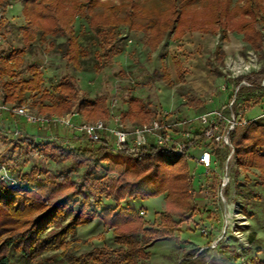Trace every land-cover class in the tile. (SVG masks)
Segmentation results:
<instances>
[{"label": "trees", "instance_id": "1", "mask_svg": "<svg viewBox=\"0 0 264 264\" xmlns=\"http://www.w3.org/2000/svg\"><path fill=\"white\" fill-rule=\"evenodd\" d=\"M13 1L16 0H0V10L5 11ZM154 1L151 7H146L138 5L136 0L120 5L110 0H22L23 14L28 20L24 36L29 37V28L33 34L40 30L42 37L64 38L58 52L69 63L79 66L89 54L74 30L77 16L81 15L96 37L97 70L112 60L121 26L145 32L146 44L152 50L170 33L180 39L187 32L218 30L225 38L229 26L242 34L251 47L262 48L264 33L256 29L255 22L259 11L264 12V0H245L234 9L231 8L232 0H204L202 9L190 7L197 0ZM17 53L16 49L12 54L7 50L0 52L3 63L0 66V97L5 102L22 103L27 99L26 92L36 91L41 96L37 101L33 99L32 105L39 112L62 115L76 104L75 109L86 120L108 117L107 96L96 100L81 97L79 83L72 75L61 79L56 87V100L46 103L51 95L43 88V74L37 67L29 66L30 77L16 76L15 66L22 62ZM215 53L222 58L225 55L221 46L216 47ZM176 62L182 70L181 61ZM259 72L264 74V66ZM13 76L17 78L13 80ZM188 103L195 107L204 105V101L195 98ZM130 106L129 116L134 122L148 121L157 114L137 97L130 100ZM22 132L16 137L26 140L31 151L36 152V135ZM232 138L239 165L259 169V178L264 183V124L250 121L237 128ZM202 139L197 136L193 142ZM40 152L54 162L70 161V164L58 172L34 166L28 173H19L22 180L17 187L0 182V264H11L13 248L28 264H146L151 257L149 248L158 241L176 239L179 224L197 210L190 193V165L186 155L174 159L170 153L156 147H147L136 155L115 153L102 142L91 140L75 150L53 142ZM103 162H107V171L115 176H96ZM77 173H80L79 178L74 179ZM163 194H166V208L160 214L158 226H146L135 208L122 205L129 199L144 200ZM16 196L20 198L19 203ZM103 198L115 205L111 203L101 208ZM45 200L51 202L45 205ZM74 207L76 213L72 220L61 225ZM98 217L104 220L107 228L113 229L118 246L94 247L85 253H76L81 246L77 239L66 241L67 235L74 237L78 226H85ZM55 224L58 228L48 231ZM210 250L203 249L199 255Z\"/></svg>", "mask_w": 264, "mask_h": 264}, {"label": "rangeland", "instance_id": "2", "mask_svg": "<svg viewBox=\"0 0 264 264\" xmlns=\"http://www.w3.org/2000/svg\"><path fill=\"white\" fill-rule=\"evenodd\" d=\"M110 1L115 5H120L128 0ZM136 2L138 5L151 7L155 1L136 0ZM244 2L245 0H232L231 8L234 9L235 5H242ZM203 5L204 0H197L190 7L202 9ZM27 27L28 20L23 14L22 0L11 2L5 11L0 10V52L7 50V53H10L13 49L17 50V55L22 59L21 64L15 66L17 77H30L29 66L37 67L43 74L42 86L51 95L46 103H51L57 98L58 83L66 75H72L79 83L81 97L96 100L107 96L106 108L108 109L110 100L116 98L114 111L123 116L128 127L142 123L141 121L134 122L129 116L130 100L134 97L139 98L155 113L170 110L179 111L186 117L196 116L204 110L218 107L226 99V93L220 87L226 78L221 70L226 56L239 55L247 59L250 55L249 51H253L260 67L264 66V38L262 48L254 49L232 26L228 27L225 38L218 30L187 32L180 39L170 33L155 50L146 44L145 32L131 31L126 26H121L117 49L113 52L112 60L107 61L106 66L101 70L95 67V52L98 49L96 37L83 16H77L74 30L89 54L79 66L69 63L58 52V47L64 38L51 35L42 37L40 30L33 34L29 28V37L25 38L24 29ZM255 27L264 33L263 11H259ZM217 46L223 48L225 52L223 58L215 53ZM178 59L181 61L182 70L178 69L176 62ZM11 63L14 65V62ZM1 65H3L2 60H0ZM16 76L12 79L15 80ZM26 95L27 99L31 97L37 101L41 93L28 91ZM240 95L247 100L245 104L251 106L250 115H258L264 110V89L244 88ZM192 98L204 101V105L202 107L190 105L188 100ZM75 108L76 104H73L68 111ZM256 122L264 124L262 119ZM16 129L42 134L39 133L36 125L28 124L20 118L6 113L0 118V158L11 170H15V173H28L34 166L58 172L69 166L70 161L57 163L32 152L26 140L15 136L14 130ZM232 142L235 152L229 163L231 182L223 190V195L221 190L219 191V181L230 151H217L220 170L217 174L209 176H205L204 169L193 160L201 153V145L195 146L190 151V156L187 157L190 165V193L194 197L197 210L192 215L188 214V218L179 224L176 239L158 241L149 248L151 257L145 261L146 264H181L182 261H189L186 257L197 256V252L202 247L210 246L222 235L221 231L225 223L227 212L221 199L222 196L226 197L230 208L232 202H236L237 199L243 201L244 212L250 221L244 240L249 250L242 255L240 241L230 235L216 250L229 259L228 264H244L246 261H252L254 264L264 263V183L259 178V169L239 165L233 138ZM262 151L264 152V149ZM80 173H77L74 179H78ZM105 175L106 177L116 175L107 171V162H103L102 167L96 173V176ZM165 196L166 194L157 195L136 201L129 199L122 202V205L135 208L138 213L144 210L145 214L140 215L139 213V215L145 221L146 226H158L160 214L166 208ZM19 199L16 196L17 203ZM102 201L101 208L112 203L107 198H103ZM50 202L45 200L44 204L48 205ZM112 204L115 205V203ZM75 213L76 208L74 207L61 225L69 223ZM56 228L58 226L55 224L50 226L48 231ZM202 228H206L209 233L203 234ZM72 239H77L81 246L76 251L78 254L85 253L94 247L115 248L118 246L114 241L113 229L107 228L100 217L85 226H78L76 235L73 237L68 234L65 240L71 241ZM10 254L11 264H28L17 249H11ZM237 254L239 256L235 258Z\"/></svg>", "mask_w": 264, "mask_h": 264}, {"label": "built area", "instance_id": "3", "mask_svg": "<svg viewBox=\"0 0 264 264\" xmlns=\"http://www.w3.org/2000/svg\"><path fill=\"white\" fill-rule=\"evenodd\" d=\"M249 54L247 59L239 55L226 56L221 70L227 79L223 80L220 87L227 97L218 107L204 110L196 116L186 117L179 111L163 110L148 121L128 127L123 116L114 111L116 98L110 100L108 118L89 121L76 109L62 115L39 112L33 107V99L30 97L22 103H8L0 98V118L6 113L36 125L39 133H42H34L35 144L38 145L36 153L39 155H42L40 149L53 142L75 150L86 140H91L102 142L115 153L136 155L147 147H156L177 159L182 155L190 156V151L201 145V153L193 160L204 169L203 174L209 176L220 170L217 151L229 150L219 181V191L223 195V190L231 182L229 163L235 152L232 142L234 131L250 121L264 120V110L258 115H250L251 106L246 105L247 100L240 95L244 88L264 89V74L259 72L261 67L257 56L253 51H249ZM14 134L18 136L23 132L16 129ZM197 136H202L203 139L194 143ZM21 180V175L12 172L0 158V182L17 187ZM221 199L227 212L222 235L209 247L218 249L221 242L230 235L240 241V253L244 255L249 250L244 240L250 226L249 218L244 212V203L237 199L230 208L226 197L222 196ZM139 213L144 215L145 211L141 210ZM201 232L209 233L206 228H202ZM244 264L254 263L246 261Z\"/></svg>", "mask_w": 264, "mask_h": 264}, {"label": "crops", "instance_id": "4", "mask_svg": "<svg viewBox=\"0 0 264 264\" xmlns=\"http://www.w3.org/2000/svg\"><path fill=\"white\" fill-rule=\"evenodd\" d=\"M202 248L201 250L210 247L207 246L203 249ZM201 250L197 252V256H191L189 258L186 257V259H189V261H187L185 264H228L227 260L229 259H226L224 256H222L218 250L211 248V250L203 256L199 255Z\"/></svg>", "mask_w": 264, "mask_h": 264}]
</instances>
